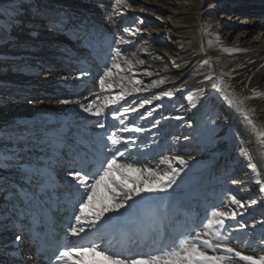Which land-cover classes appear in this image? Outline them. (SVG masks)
Instances as JSON below:
<instances>
[{"label": "bare ground", "instance_id": "1", "mask_svg": "<svg viewBox=\"0 0 264 264\" xmlns=\"http://www.w3.org/2000/svg\"><path fill=\"white\" fill-rule=\"evenodd\" d=\"M213 1L219 7L221 6L219 21L212 19L211 22L203 24L204 11ZM165 2H168V5ZM186 2H190L191 5L183 9ZM45 3L49 4V2ZM100 3L91 6L93 8L87 11H80L81 16L88 19L92 25L94 21L99 23L98 29L91 31L95 40L94 43L86 45V52L79 54L72 49V45L75 47L78 42L75 35L71 36L73 39L71 43L69 41L67 44L64 43L65 46H70L69 55L65 54V56L70 59L76 58L77 64L82 63L80 71L68 73V76L66 73L60 74L50 81L46 80L45 84L49 82V85H55L51 90L49 89V93L44 90L38 92L24 89L22 91L15 87L13 89L8 86L0 87V93H4L3 89H5L11 92L9 94L16 96L14 105L12 103V106L5 108L12 113L13 117L27 116L33 119H44L49 126L48 134L41 136L39 139L41 143L33 146L36 151L31 150L32 156L29 157L31 162L39 165L43 172L41 178L43 188L37 189L33 185L32 190L37 193L36 199L28 204L19 200H10L6 212L4 210L6 214L1 213L0 224L11 229L13 231L11 234L17 233L22 237V243H2L4 245L13 243L9 247L11 251L8 254L0 253L2 263L19 264L17 255L23 252L28 255L25 257L27 263L23 264H41L38 259L36 260L38 256L34 249L29 247L30 235L27 221L25 219L19 221L15 216L13 217V214L25 212L37 214L43 204L52 203V206L62 207L60 203L68 200L57 201L56 196H49L44 192L45 188L52 190L53 193L59 188L67 189L76 200L78 197L74 189L68 186L71 182L68 173L66 176L64 174V179L60 178V180L56 178L57 170L71 169L73 171L88 162L97 164L96 161L102 158V153L104 156L109 155L104 148L108 142L106 138H102L105 129L96 127L97 118L88 116L76 104L60 105L57 101L61 98H71L81 99L82 103L87 104L99 95L101 100L97 103H103L105 95H116L121 91L120 87H116L121 83V75L124 76L123 84L130 83L129 77H132V73L126 71V65L123 72L114 73L112 78L114 86L107 94L101 90L98 83V77L102 75V68L99 69L100 64L111 62L110 52L114 46V37L118 34L117 28L122 33L125 27H136L142 30L129 38L132 44L122 46V52L134 65L133 72L136 75L132 79H140L143 84L145 81L164 79L165 83L147 92H131L124 101L119 102L125 104L135 100L137 103L133 106L136 107L144 98L152 100L151 105H145L137 112L129 113L126 118V123L131 121L137 126L144 127L146 131L143 133L122 132L119 135L136 139V145L132 150L144 166L157 168L162 155L177 154L187 161V166L177 178V184L173 185V189L167 193L145 194L143 198H136V205L126 210V219L123 220L127 230H130L128 233L114 235L113 226L106 230L101 228L93 234H81L84 239L69 237L65 246L70 243L84 245L90 240H95L102 243L105 249L119 252L117 247L120 242H124L129 237L133 239L131 230L143 227L150 232L151 238L138 250L145 252L155 250L161 242L164 244L178 230H191L198 227L212 208L230 205V197L234 195L246 202H250L251 199L257 201V204L251 208L246 206L243 217H237V220L241 222L246 221L247 227L237 231H233L230 227L229 232L233 237L234 247L258 259L259 256L264 255V252L260 251L264 249V244L260 243L264 238V225L256 224L255 227L252 225L256 220H264V193L259 191V185L255 182L257 178L264 180V68L261 67L264 65V0H125V3L130 4L132 8L125 9L124 14L117 11V8L122 6L114 3L109 9L108 4ZM9 4L10 0H0V9L7 8ZM35 5L45 6L36 3ZM233 12L236 22H231ZM158 16L161 18L157 19ZM140 20H143V23H140ZM256 20L261 22L259 26L256 25ZM8 26L9 24L0 14V31ZM206 26H209L207 30L212 35L218 36L216 44L222 48V55L219 58L213 59L211 55L206 54L204 41ZM219 26L223 34L219 32ZM72 33L75 34L76 29ZM72 33L68 31L66 35L69 36ZM132 52H136V55L132 56ZM204 55H208L211 60L210 70L220 89L223 88L227 96L229 95L234 101L231 106L225 104L220 112V122L217 124L220 130L224 131L227 123L233 124L234 127H231L232 135H229L227 141L222 144L217 143L216 156H211L206 149L202 151L198 148L194 138L184 128L180 134L175 133V129L182 125L191 128L192 125H189V122L195 121L203 109L201 100L194 103L196 107L184 105L181 91L194 79V73L192 75L187 71L196 67ZM138 59H144L145 63L142 65L136 63ZM120 64L123 65V60H120ZM73 69L78 70L75 67ZM83 70H87L90 75L83 79H76ZM218 71L224 76H218ZM1 84L2 81H0ZM84 88H87V93L83 92ZM60 90L65 93L55 97L56 94L53 93ZM162 90H171L173 97L156 100L155 94ZM214 91L217 92L216 89ZM82 97H88V100ZM157 105L162 106L156 107ZM153 108L155 111L151 116H147L146 113ZM105 111H108V108ZM141 113L146 115L145 119H140ZM165 114L169 119H162ZM175 115L182 116V119H171ZM100 119L105 120L104 117ZM157 119L160 120V124L153 127ZM234 120L238 122L236 125L232 122ZM105 123L108 134L122 127L118 121L112 120L110 114ZM2 144L4 145V142ZM240 148H243L247 155L237 158ZM249 162L255 164V171L248 166ZM173 166L179 167L175 164ZM159 167L164 168L162 165ZM127 175L133 180H144L140 172H129ZM11 178L15 184L24 183L20 176ZM233 180L240 183L233 184ZM144 183L147 185L148 181L144 180ZM127 186L133 187L131 182ZM100 202L111 203L110 194L103 186L97 192V204L99 205ZM73 204L74 202L67 209L71 211L78 209V207L74 208ZM13 205L16 207L14 208ZM230 207L237 206L230 205ZM121 212L125 210L122 209ZM66 217V215L60 216V221L69 225ZM226 223L238 228L236 220H228ZM17 224L20 226L17 227ZM228 234L226 232L225 236ZM24 246L26 248L23 250ZM94 256L97 255L86 253L83 259L86 262ZM72 259L75 262V258ZM66 264L73 263L67 258ZM240 264H247V262L241 261Z\"/></svg>", "mask_w": 264, "mask_h": 264}, {"label": "snow or ice", "instance_id": "2", "mask_svg": "<svg viewBox=\"0 0 264 264\" xmlns=\"http://www.w3.org/2000/svg\"><path fill=\"white\" fill-rule=\"evenodd\" d=\"M118 7L117 11L124 14V10L131 7L130 4L125 3V0H115ZM36 8V14L41 13L39 5H33L31 2L26 3L25 0H10L7 8L0 9V14H7L10 19L19 18L25 14H31V9ZM144 9H142L143 11ZM161 17H157L160 19ZM23 24V21H20ZM143 23V20H140ZM142 31L136 27H125L123 32L117 28L118 34L114 37L113 47L111 48L110 56L111 62L105 63L102 69V75L98 77V83L103 92L106 94L113 88L112 78L115 72H123L124 65L127 66L126 71L132 73V77L136 75L133 72V63L122 52V46L132 44L130 37L135 36ZM136 52H132L135 56ZM123 60V65L120 64ZM138 64H144V59H138ZM264 68V65H261ZM90 73L87 70L80 72L76 79H83L88 77ZM151 75V73H149ZM129 77L130 83L123 84L124 76L121 75V83L116 87H120L121 91L116 95H105L103 103H97L101 100V96L96 95L95 99L90 100L87 104L82 103L81 99L61 98L57 103L60 105L76 104L88 116L96 117L95 125L99 129H105L102 133V138H106L107 144L104 146L106 152L109 154L96 161L97 167L94 170H89L87 166H82L78 170L68 172L71 178L69 188L74 189L76 197H78L73 204V207H78V210L73 214L74 222L71 223L67 229V236L71 238L84 239L81 234H93L104 228L105 230L112 227L114 223L126 219V210L136 205L137 197L143 198L145 194H163L173 189V185L177 184V178L180 176L183 169L187 166V161L181 156L177 155H162L159 159L157 168H150L144 166L137 154L132 150L136 145L134 137H122L119 133H143L146 131L144 127L137 126L135 123L128 121L126 118L129 113L137 112L139 108H144L145 105H151L150 98H144L134 107L137 102L133 100L131 103L120 104L131 92L148 91L151 88H156L165 83L164 79L159 81L153 80L151 84L144 85L140 79H132ZM67 79L66 77H62ZM212 75L205 76L206 81H213ZM250 79V78H249ZM212 87L217 91H221L217 83H213ZM247 87V85H245ZM255 91V90H253ZM167 97L171 99L173 92L171 90H162L155 94L156 100H162ZM88 100V97H82ZM190 102V107H196L192 101L194 97L192 94L187 96ZM42 103L43 101H38ZM112 105L113 107H108ZM157 105L156 107H161ZM183 107V106H182ZM108 108V111L105 109ZM190 110V109H186ZM155 108L146 113L151 116ZM111 115L112 120L118 121L122 127L108 134L105 120L108 115ZM144 113L140 114V119H145ZM104 117L105 120L100 119ZM163 119H169L165 116ZM171 119L181 120L182 116L175 115ZM160 124V120H155L153 127ZM0 136H6L7 139H13L8 136L5 130L0 129ZM20 141H23V147L19 146ZM14 143L16 146L8 147L5 143L4 150L0 151V172L13 171L18 173L24 181L22 184H15L9 182L5 177L0 176V198L10 201L19 200L24 204L31 203L37 197L36 191L32 190L34 185L37 189L43 188L41 180L43 172L39 165L33 164L31 160L22 155L25 148L32 144L39 145L41 141L39 138L27 140L24 137H16ZM241 154L247 155L245 150L241 148ZM179 165L174 167L173 165ZM164 166L161 169L159 166ZM255 171V164L249 162L248 165ZM140 172L144 180L148 181L146 185L144 180H133L127 173ZM131 182L133 187L129 188L127 184ZM256 184L259 185V191L264 193V180L257 178ZM233 184H239L237 180L232 181ZM7 185V186H6ZM103 186L110 194L111 203L100 202L97 204L98 189ZM131 202V203H130ZM257 201L251 199L250 202L238 199L234 195L230 197V205L237 207L231 208L230 205H222L221 208H212L209 215H207L198 227L189 230L187 233H182L171 244L165 245L161 242L160 246L155 250L143 251L138 250V245L133 244L132 247L119 252H113L105 249L102 243L95 240H90L87 244H69L64 246L55 255V261L63 262L67 258H75V264H240L241 261L247 264H264V255L259 258H254L252 255L244 254L242 250L232 245V235L229 228L233 231L243 230L247 227V222L237 220V217L245 215L246 206L251 208L256 205ZM15 208L16 205H13ZM125 212H121V210ZM119 214V215H113ZM236 220L237 227L229 226L226 221ZM256 224L264 225V220H256ZM229 233L225 236V233ZM15 242L22 243V237L19 234L15 235ZM260 243L264 244V238ZM250 247V245H249ZM256 251V249H252ZM260 251L264 252V249ZM86 253L100 256V260H92L85 262L83 257ZM23 264V254L20 252V262Z\"/></svg>", "mask_w": 264, "mask_h": 264}, {"label": "rangeland", "instance_id": "3", "mask_svg": "<svg viewBox=\"0 0 264 264\" xmlns=\"http://www.w3.org/2000/svg\"><path fill=\"white\" fill-rule=\"evenodd\" d=\"M25 2H31L33 5L36 3L45 6H39L41 8V13L39 15L36 14V8L33 7L30 15L25 14L21 16L19 20L15 18L10 19L7 14H2L3 20L8 23L9 26L7 28L3 27L0 31V81H2L0 87L8 86L10 88L12 87L11 89L15 87L22 91L24 89L38 92L39 90H44L49 93V89L51 90L55 85H49V82L45 84L47 81H50L53 77L60 74L66 73L68 76V73L72 74L73 71H80L79 69L82 63L77 64L75 61L76 58L70 59L65 56V54L69 55L70 46L66 45L68 46L66 47L64 43L67 44V41L71 43L73 40L71 39V36L75 35L78 42L75 47L72 45V49L79 54L84 51L86 52V45L94 43L95 38H93L94 34H91V31L98 29L97 25L99 23L94 21L92 25L88 19L81 16L82 13L80 11H87L93 8L91 6L101 4L100 2L108 4L110 9V6H113L115 0H25ZM45 2H49V4ZM165 4L168 5V2H165ZM190 5V2H186L183 5V9L189 8ZM220 7L213 1L209 8L204 11L203 24L211 22L212 19L219 21ZM232 15L231 22H234L235 13L233 12ZM21 20L23 21V24L20 23ZM260 23L259 20H256V25L259 26ZM236 25L238 24L236 23ZM208 27L209 26H206L204 31L206 54L208 53V55H211L213 59L219 58L222 55V48L216 44V38L218 36L217 34L212 35L211 32L207 30ZM74 29H76L75 34L72 33ZM104 30L106 31V29ZM219 30V32L223 34L222 28ZM68 31L72 33L69 36L66 35V32ZM208 55H204V58L196 67L187 71L191 72L192 75L194 73V79L184 87L183 90L181 89V99L184 105L190 107V102L187 99V96L192 94L194 97L192 103L201 100L203 109L195 121L189 122V125H192L191 128L182 125L175 129V133L177 135L180 134L184 128V130L190 133L194 138V143L198 148L202 151L206 149L211 153V156H216L218 154L217 143L222 144L227 141L229 135H232L231 127H234L233 124L231 125L227 123L226 129L224 131L220 130V127L217 125L220 122V112L225 104L231 106L234 101L229 95L227 96L223 88H221V91L215 93L212 84L214 82L217 83V81L213 72L210 70L211 60ZM74 67L78 70L73 69ZM101 68L103 69V67ZM217 74L220 77L224 76L220 71H218ZM207 75H212L214 77L213 81H206L205 76ZM150 83L151 82L145 81L143 86ZM86 89L87 88H84L83 92L87 93L88 90ZM3 92L4 93H0V129L5 130L7 135L11 136L13 139L9 140L6 136H0V151L4 150L5 143L8 147L16 146L14 143L16 137H24L27 140H33L35 138L41 139L42 135L48 134L47 131H49V126L44 119H33L27 116L25 118H19L17 116L13 117L10 111H7V109L5 110L6 107L14 105L16 96L9 94L11 92H7L5 89H3ZM64 93L65 91L63 92L60 90L53 94H56L55 97H59ZM165 116L167 115H163V117ZM243 116H246V118L248 117L247 115ZM247 121L249 122L248 119ZM232 122L235 125L238 123H236L235 120ZM2 142H4V145ZM18 143L20 147H23V141ZM33 146H35V144L31 145L32 149H30L31 147H28L27 149L25 148V153H22V155H28L26 158L29 160H31L29 157L32 156L31 150H35ZM240 150L237 158L242 155ZM69 171H71V169H58L56 172V178L64 179ZM0 176L5 177L11 183H14V180L11 177L20 175L13 171H8L0 172ZM53 195L56 197L58 195V197L68 199L74 203L76 201L73 198V194L64 188H59L57 192L54 191V193L49 196ZM9 205V201L0 198V218L1 213H5ZM77 210L78 209L75 211ZM75 211L72 212L74 213ZM73 222L74 220L72 223ZM11 232H13L11 229L0 224V253L4 252L3 255L8 254L11 251L9 250V247L13 245V243L12 245H6L7 242H15V235L17 233L11 234ZM8 234L11 235L9 236ZM2 243L6 244L4 245ZM0 262V264H7L2 263L1 256Z\"/></svg>", "mask_w": 264, "mask_h": 264}]
</instances>
